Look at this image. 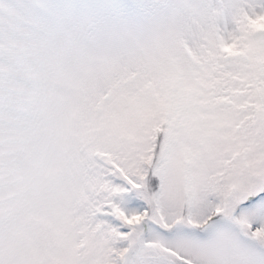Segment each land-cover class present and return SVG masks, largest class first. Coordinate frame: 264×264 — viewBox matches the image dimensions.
<instances>
[{
    "label": "snow or ice",
    "instance_id": "6c2138e0",
    "mask_svg": "<svg viewBox=\"0 0 264 264\" xmlns=\"http://www.w3.org/2000/svg\"><path fill=\"white\" fill-rule=\"evenodd\" d=\"M0 264H264V0H0Z\"/></svg>",
    "mask_w": 264,
    "mask_h": 264
}]
</instances>
